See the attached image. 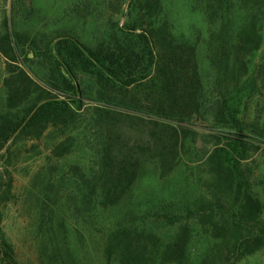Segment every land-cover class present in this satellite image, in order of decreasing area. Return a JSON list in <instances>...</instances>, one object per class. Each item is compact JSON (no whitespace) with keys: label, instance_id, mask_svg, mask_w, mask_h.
Segmentation results:
<instances>
[{"label":"trees","instance_id":"trees-1","mask_svg":"<svg viewBox=\"0 0 264 264\" xmlns=\"http://www.w3.org/2000/svg\"><path fill=\"white\" fill-rule=\"evenodd\" d=\"M127 1L109 3L112 14ZM196 2L209 26L204 46L215 78L208 91L199 40L178 39L173 26L160 20L163 0H131L129 21L119 26L110 20L94 47L73 37L41 46L11 31L8 19L3 24L0 54L7 75L0 151L11 141H40L50 128L64 133L86 111L91 116L93 166L71 165L49 184L75 217L121 206L148 171L166 179L194 149L204 195L181 211L126 213L106 234L107 264H240L264 248V200L252 191L242 165L264 143V130H252L253 144L240 118L244 100L264 94V55L256 60L264 49V0ZM79 75L93 81L92 97ZM86 100L93 103L89 108ZM75 144L68 136L51 154L64 158ZM12 189V177L0 171L1 202L13 198ZM79 239L84 242L82 234ZM200 239L206 246L196 262L192 250ZM0 264H19L2 239Z\"/></svg>","mask_w":264,"mask_h":264},{"label":"rangeland","instance_id":"rangeland-1","mask_svg":"<svg viewBox=\"0 0 264 264\" xmlns=\"http://www.w3.org/2000/svg\"><path fill=\"white\" fill-rule=\"evenodd\" d=\"M112 1L0 0V38L6 33L3 24L8 19L11 31L26 33L37 39L41 46L58 37H73L86 47H94L107 34L110 20L119 26L129 21L131 0L124 4L119 14H112L109 8ZM160 20H166L173 26L178 39L199 40L200 70L208 91L215 78L206 62L204 46L209 26L196 0H163ZM26 55H29L28 51ZM263 55L264 49L257 54V62ZM30 56L33 57L32 54ZM32 68L42 76L37 66ZM6 75V60L0 54V116L6 114ZM79 77L83 88L92 97L95 90L91 87L93 81L83 75ZM60 99L64 97L60 96ZM85 103L88 108L93 104L90 100ZM240 118L251 141L257 145L252 130H264L262 92L257 91L251 99L244 100ZM68 136L76 139L73 152L64 158L52 156L53 147ZM196 145L201 147V141ZM95 158V137L87 111L64 133L50 128L40 141H11L0 151V171H7L13 179V198L0 201V239L12 246L19 264H107L103 255L106 234L126 213L133 211L144 215L163 207L181 211L204 195L198 181L195 152L191 147L190 154L183 158L170 177L160 179L150 170L137 182L132 197L121 206L98 210L92 218L75 217L62 201L59 189L51 188L49 184L65 174L71 165L93 166ZM242 165L252 191L264 200V143ZM79 234L83 235L84 242H80ZM205 246L203 240H197L192 250L196 262ZM240 264H264V248Z\"/></svg>","mask_w":264,"mask_h":264},{"label":"crops","instance_id":"crops-1","mask_svg":"<svg viewBox=\"0 0 264 264\" xmlns=\"http://www.w3.org/2000/svg\"><path fill=\"white\" fill-rule=\"evenodd\" d=\"M199 48H200V46L198 45V52H197V54H198V64H199V68H200V64H201V59H200V52H199ZM205 59V58H204ZM206 62H207V64L211 67V65H210V63L208 62V60L206 59ZM212 69V68H211ZM200 73H201V70H200ZM201 77H202V74H201ZM202 79H203V77H202ZM206 87V86H205Z\"/></svg>","mask_w":264,"mask_h":264}]
</instances>
